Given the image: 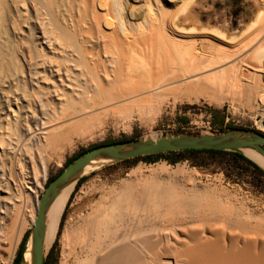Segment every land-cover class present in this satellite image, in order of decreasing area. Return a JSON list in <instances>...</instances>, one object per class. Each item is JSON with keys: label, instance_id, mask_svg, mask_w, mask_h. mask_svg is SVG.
Returning a JSON list of instances; mask_svg holds the SVG:
<instances>
[{"label": "bare ground", "instance_id": "1", "mask_svg": "<svg viewBox=\"0 0 264 264\" xmlns=\"http://www.w3.org/2000/svg\"><path fill=\"white\" fill-rule=\"evenodd\" d=\"M119 1L113 10L111 0H0V220L18 197L5 178L11 166L4 159H22L36 209L42 186L34 158L59 139L57 122L99 105L134 93L153 100L201 97L218 105L234 103L244 89L258 123L264 121V94L253 95L264 89V11L236 36L214 29L217 36L206 38L165 15L159 0ZM255 2L264 6V0ZM134 3L144 5L141 13ZM241 151L264 169L256 150ZM109 161L91 160L49 203L43 255L75 182ZM160 170L163 164L149 167L151 178L142 184L122 180L78 197L62 230L59 264H264L263 217L236 206L218 188L153 177ZM170 173L194 181L182 164ZM95 191L99 197L74 221ZM31 263L30 234L20 264Z\"/></svg>", "mask_w": 264, "mask_h": 264}, {"label": "rangeland", "instance_id": "2", "mask_svg": "<svg viewBox=\"0 0 264 264\" xmlns=\"http://www.w3.org/2000/svg\"><path fill=\"white\" fill-rule=\"evenodd\" d=\"M118 1L111 0L113 10H117L116 6L120 2ZM159 3L165 15L179 20V26L188 29L190 27L197 28V30L190 31L199 30V33L206 38L217 36L214 29L228 37L236 36L249 23L257 19L259 10L264 11L261 9L264 6L258 5L255 0H159ZM133 5L137 7L139 13L144 9L142 3ZM197 40L199 39L197 38ZM249 51H246L245 54ZM243 91L244 89H240L234 103L225 100L218 105L209 104L201 97L191 102L188 100L175 101L170 96H165L167 98L164 97L162 100L161 98L153 100L151 98L143 99L142 96L145 93L139 94L140 96H136L137 94L134 93V95L130 94L131 97L128 95V98L119 100L120 102L99 105L87 112H81L82 114L73 116V118L60 120L59 123L57 122L62 128L57 129L59 139L56 138V135V141L54 140L56 143L52 142V145L49 144L47 147L41 148L38 159L34 158V163L36 167L38 166L37 173H35L38 174L42 186V189L39 188L37 193L38 202L47 180L56 176L60 169L65 167L67 161L76 154L93 145L125 138L147 139L177 134L192 136L222 134L235 129L264 133V125H261L264 124V121L258 123V112L254 106L247 105ZM260 93L264 94V89H254L253 91L254 96H258ZM213 112L216 113L213 114ZM58 125L57 128H59ZM39 159H42V164L39 163ZM4 161L7 165L10 164L9 167L11 166L5 178L8 184L15 188L13 191L16 190L15 195L17 194L18 197L15 204L12 205V209L10 206V209L0 220V263L8 264L12 258L10 263L12 264L23 236L27 234L25 245L30 238L32 228L30 214L35 215L36 209L32 198L25 189L27 169L24 167L22 159L13 156L5 158ZM157 164H163L165 171H157V176L154 174L153 177H157V179L174 177L186 187L212 186V188H218L224 194L232 195L236 206H241L253 215L264 218V169L254 162L248 163L235 154L196 151L159 156L143 155L120 161L111 160L81 175L80 179L78 178L76 181L77 183L75 182L61 215L56 238L50 249L43 255L44 264H59L62 250V230L67 216L73 211V206L77 207L78 197L86 196L87 191L94 186L109 188L116 186L122 180L143 183L144 177L151 178L149 167ZM178 164L184 166L191 179L194 178L193 182L188 180L186 175L171 176V170ZM30 168L31 166H29V171L32 173ZM132 172L134 173L132 174ZM99 195L100 192L95 191L86 208L75 213L77 215H75L74 221L89 211L90 204Z\"/></svg>", "mask_w": 264, "mask_h": 264}, {"label": "water", "instance_id": "3", "mask_svg": "<svg viewBox=\"0 0 264 264\" xmlns=\"http://www.w3.org/2000/svg\"><path fill=\"white\" fill-rule=\"evenodd\" d=\"M250 148L264 157V133L243 129L228 130L222 134L192 136L177 134L158 138L130 139L97 144L78 154L50 181H47L39 197L35 218L31 228L32 263L43 264L44 217L49 203L60 189L81 171L91 160L106 157L111 160H125L143 155L182 150H231Z\"/></svg>", "mask_w": 264, "mask_h": 264}, {"label": "trees", "instance_id": "4", "mask_svg": "<svg viewBox=\"0 0 264 264\" xmlns=\"http://www.w3.org/2000/svg\"><path fill=\"white\" fill-rule=\"evenodd\" d=\"M215 113L216 112H213V114H215ZM130 139L131 138H125V139H121V140H117V141H108V142H104V143H111V142H118V141H127V140H130ZM93 146H95V145H93ZM196 151H203V152H228V153H232V154L237 155L238 157H240L241 159L247 161L248 163H251V164L253 163L250 159H248V157H246L242 153H240V151H231V150H213V149H210V150H182V151H169V152H164V153L149 154L147 156H159V155H163V154H176V153H180V152H196ZM81 152H79L78 154H80ZM78 154H76V155H78ZM69 161H67V163ZM61 170L62 169H60V171ZM53 177H55V176H53ZM53 177H50L47 181H50ZM26 239H27V234H25L23 236V238L21 239V242H20V244L18 246V249L16 251V254H15L14 258H13L12 264H20L21 263L22 255H23V250H24V245H25ZM43 264H44V261H43Z\"/></svg>", "mask_w": 264, "mask_h": 264}, {"label": "flooded vegetation", "instance_id": "5", "mask_svg": "<svg viewBox=\"0 0 264 264\" xmlns=\"http://www.w3.org/2000/svg\"><path fill=\"white\" fill-rule=\"evenodd\" d=\"M76 156H77V155H75L72 159H70V161H72ZM70 161H69V162H70Z\"/></svg>", "mask_w": 264, "mask_h": 264}]
</instances>
